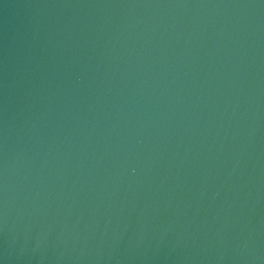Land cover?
<instances>
[{
    "label": "water",
    "instance_id": "1",
    "mask_svg": "<svg viewBox=\"0 0 264 264\" xmlns=\"http://www.w3.org/2000/svg\"><path fill=\"white\" fill-rule=\"evenodd\" d=\"M0 264H264V0H0Z\"/></svg>",
    "mask_w": 264,
    "mask_h": 264
}]
</instances>
